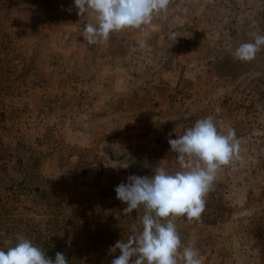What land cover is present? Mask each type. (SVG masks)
Listing matches in <instances>:
<instances>
[{
	"label": "rangeland",
	"instance_id": "374dc122",
	"mask_svg": "<svg viewBox=\"0 0 264 264\" xmlns=\"http://www.w3.org/2000/svg\"><path fill=\"white\" fill-rule=\"evenodd\" d=\"M72 1L0 0V248L27 238L53 260L111 264L144 211L125 215L115 187L184 170L169 139L213 116L240 150L201 220L175 218L182 246L202 264H264V50L233 57L264 35V0H170L94 45L95 13Z\"/></svg>",
	"mask_w": 264,
	"mask_h": 264
},
{
	"label": "clouds",
	"instance_id": "9594fccd",
	"mask_svg": "<svg viewBox=\"0 0 264 264\" xmlns=\"http://www.w3.org/2000/svg\"><path fill=\"white\" fill-rule=\"evenodd\" d=\"M170 0H74L78 15L95 13L96 23L84 25L87 43L107 41L110 34L128 28L140 29L151 23L154 15L167 11ZM178 36L172 34L176 40ZM141 47L144 45L141 44ZM264 50V35L254 34V40L242 43L233 53L237 60L250 62ZM220 111L219 108L216 109ZM182 169L169 173L157 167L151 177L131 175L128 183L115 187L116 198L127 204L125 215L143 207L138 219L142 228L132 225L133 234L126 242L117 241L112 251L120 255L111 264H202L199 252L192 246H182L175 218L200 221L206 207L205 197L212 188L221 166L238 157L240 142L234 129L221 133L214 117L199 119L176 139H169ZM245 210L240 215H250ZM135 258V259H133ZM0 264H69L66 256L57 252L55 259L30 239L20 238L6 251L0 248Z\"/></svg>",
	"mask_w": 264,
	"mask_h": 264
},
{
	"label": "crops",
	"instance_id": "0c3cea01",
	"mask_svg": "<svg viewBox=\"0 0 264 264\" xmlns=\"http://www.w3.org/2000/svg\"><path fill=\"white\" fill-rule=\"evenodd\" d=\"M63 4H70V3H72L73 4V1L72 0H63V2H62ZM61 3V4H62ZM83 43H87V40L84 38L83 39V41H82ZM83 56H84V54H83ZM145 88H147L148 90H150V88H151V86L149 85V82H148V84L146 85V86H144ZM143 88V87H142ZM130 103H137V101L136 102H130ZM142 103H146V101H142ZM149 103H152L151 101H149Z\"/></svg>",
	"mask_w": 264,
	"mask_h": 264
}]
</instances>
